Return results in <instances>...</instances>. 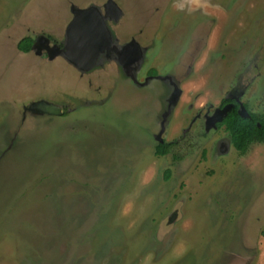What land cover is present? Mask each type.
<instances>
[{"label":"rangeland","instance_id":"obj_1","mask_svg":"<svg viewBox=\"0 0 264 264\" xmlns=\"http://www.w3.org/2000/svg\"><path fill=\"white\" fill-rule=\"evenodd\" d=\"M106 1L0 0V264H264V143L204 130L236 86L264 115V0H111L118 44L161 42L138 81L176 61L171 103L115 61L17 47L64 41L71 6Z\"/></svg>","mask_w":264,"mask_h":264},{"label":"flooded vegetation","instance_id":"obj_2","mask_svg":"<svg viewBox=\"0 0 264 264\" xmlns=\"http://www.w3.org/2000/svg\"><path fill=\"white\" fill-rule=\"evenodd\" d=\"M91 6H95V5H91ZM96 7L99 9V11H100V13H101V15H102V17H103V19L105 21L107 29L109 30V32L111 34V38H114L116 43L113 44L111 42L110 44L106 45L103 48L102 51L97 53V56L100 53L103 54L104 58L101 59V61H99L97 63L95 61L91 66L90 65L87 66L86 69H94V67H96L97 65H103L104 61L111 60V61H115L119 68H125V69L129 70V74H130L132 80L138 85L144 86L151 79L159 78V79L163 80L165 82V84L168 85V87H169L170 91H168L166 93L165 101L166 102L168 101V103H171V101L173 99V95L175 94L174 90H175V88H177L176 87L177 86L176 82H178L173 77L174 76V71H175V62L176 61L174 62V68H173L172 75L167 74L165 72H164L163 75H160L158 73L159 71L156 68H152L151 67V68L146 70V73L144 74V80L143 81H138L136 76H137V73H139V75H141V68L143 66V59H144V56L146 55V52L149 49H152V50L155 51V49L160 48L161 42L158 41L157 38L154 36L153 40L151 41L152 43L150 45H141V43H139L134 38H131L130 40L125 41V42H123L121 44H118L116 38L112 36V33H111L110 28L108 26V23L111 22V21L115 22V21L118 20V17L116 15L118 14L119 8L111 0H107L102 5V7H98V6H96ZM119 13H120V10H119ZM44 38L39 36L33 42V47L32 48H34L36 46V44H37V45H40L38 47L39 50H37V51H40L42 49L41 47H45L47 55L49 53H51V52L62 53L63 46H64L63 42L66 39V34H65L64 41H62L60 43H53L52 47H49V45H48L49 38H47V39H44ZM156 43L158 44V47H157ZM150 57H152V55ZM250 63L252 64V62H250ZM80 66L82 67L83 65L81 64ZM160 68H162V71H166L165 70L166 64L165 65H161ZM152 69H154V70L152 71ZM83 71H88V70H83ZM238 88L239 87L236 86V88H235L236 90H234L233 92L228 94V96H226L224 99H222L220 101L219 106L217 107V109L214 111V113L212 115H210V116L206 115L205 116V122H204V130L205 131H208L209 130L208 128H211V127H212L211 129H214L215 126L217 127V126H220V125H224V124H222V121H223L224 117L226 116V114L230 110H233V109L238 111V113H240L242 115H246V116H250V114H252V113L253 114H257V115H263V114H258V113L252 112L249 109L247 103H242L241 102V100L239 98L241 92L237 91ZM168 107H169V105H168ZM60 109H61L60 115L61 116H63V115L65 116L67 114V110L66 109H62V108H60ZM165 112H167V109H166ZM159 143H163L162 140H159L157 145Z\"/></svg>","mask_w":264,"mask_h":264},{"label":"water","instance_id":"obj_3","mask_svg":"<svg viewBox=\"0 0 264 264\" xmlns=\"http://www.w3.org/2000/svg\"><path fill=\"white\" fill-rule=\"evenodd\" d=\"M71 12L73 17L66 27L62 54L72 64H82L86 68L96 61L97 53L111 40V34L96 6H71ZM31 107L54 115L61 113L60 108L41 101L33 103Z\"/></svg>","mask_w":264,"mask_h":264},{"label":"trees","instance_id":"obj_4","mask_svg":"<svg viewBox=\"0 0 264 264\" xmlns=\"http://www.w3.org/2000/svg\"><path fill=\"white\" fill-rule=\"evenodd\" d=\"M23 41H29L30 46H23ZM34 40L31 36H25L19 40L17 47L22 51H29ZM222 124L225 125L233 146L240 152H245L255 142L264 143V116L250 114L242 115L235 109L230 110L224 117ZM173 142H163L156 145L155 154L165 155L170 150Z\"/></svg>","mask_w":264,"mask_h":264}]
</instances>
